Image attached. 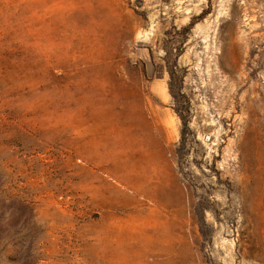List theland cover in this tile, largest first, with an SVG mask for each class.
<instances>
[{
  "label": "rangeland",
  "instance_id": "rangeland-1",
  "mask_svg": "<svg viewBox=\"0 0 264 264\" xmlns=\"http://www.w3.org/2000/svg\"><path fill=\"white\" fill-rule=\"evenodd\" d=\"M254 84L264 0H0V264H264Z\"/></svg>",
  "mask_w": 264,
  "mask_h": 264
},
{
  "label": "bare ground",
  "instance_id": "bare-ground-1",
  "mask_svg": "<svg viewBox=\"0 0 264 264\" xmlns=\"http://www.w3.org/2000/svg\"><path fill=\"white\" fill-rule=\"evenodd\" d=\"M242 83H243V80L240 81L238 83V85H241ZM255 92H256V90H255V84H254L253 87L250 90V95L248 94V96H244V99L246 100V103H247L246 104V108H245V114L247 115V117H246L247 118V122H250V121L254 122L255 121V117H258L260 115V110L264 109V108L260 109V107H262L261 105H259L260 99L259 98H255ZM218 96H219L220 101L222 102V101H224V100H226L227 98L230 97V93L229 92H224L223 94H220ZM255 103H256V105H255ZM255 106H256V108H255ZM255 109L257 110L256 113H255ZM242 198H243L244 202L247 201L249 199V193L248 192H244Z\"/></svg>",
  "mask_w": 264,
  "mask_h": 264
},
{
  "label": "trees",
  "instance_id": "trees-1",
  "mask_svg": "<svg viewBox=\"0 0 264 264\" xmlns=\"http://www.w3.org/2000/svg\"><path fill=\"white\" fill-rule=\"evenodd\" d=\"M185 128H186V125H185ZM182 150L186 149L187 148V142H186V139H185V130L183 129L182 131V137H181V147H180Z\"/></svg>",
  "mask_w": 264,
  "mask_h": 264
}]
</instances>
